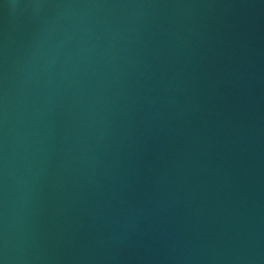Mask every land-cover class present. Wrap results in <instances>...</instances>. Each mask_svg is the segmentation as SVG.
Segmentation results:
<instances>
[{"label":"water","instance_id":"95a60500","mask_svg":"<svg viewBox=\"0 0 264 264\" xmlns=\"http://www.w3.org/2000/svg\"><path fill=\"white\" fill-rule=\"evenodd\" d=\"M0 264H264V0H0Z\"/></svg>","mask_w":264,"mask_h":264}]
</instances>
